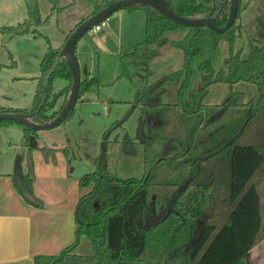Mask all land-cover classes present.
Returning a JSON list of instances; mask_svg holds the SVG:
<instances>
[{
	"label": "trees",
	"instance_id": "1",
	"mask_svg": "<svg viewBox=\"0 0 264 264\" xmlns=\"http://www.w3.org/2000/svg\"><path fill=\"white\" fill-rule=\"evenodd\" d=\"M112 1L86 0L91 15ZM240 1L233 24L222 34L205 26L179 25L149 6L124 9H140L144 13L145 37L123 56L146 70L157 56V49L168 43L183 53L181 70L135 91L134 108L139 111L137 143L143 148L145 174L141 179H120L108 172L105 132L95 170L78 180L80 188L89 189L73 211V242L56 255L34 256L33 264H250V251L262 219L259 195L249 183L264 162V146L237 140L260 113L264 114V23H260L264 18L257 19L259 34L250 38V50L243 59L241 51L233 52L235 33L240 29L236 22L247 5ZM165 2L183 18H214L216 27L224 26L230 7V0ZM25 7L26 18L16 26L1 27V33H36L41 24L38 1L25 0ZM177 30L184 33L182 39L169 41L167 34ZM203 38L211 39L214 45L224 38L229 43V53L217 72L208 61L201 63L200 83L183 102L182 92L191 76L190 64L203 55ZM57 79L66 81V85L55 92L53 82ZM36 80L29 109L0 107V113L27 114L33 124L51 122L63 107L72 84L58 49L48 47ZM170 82H180L177 101L164 104L165 84ZM215 83L228 84L229 91L219 104L205 105L208 88ZM238 83L252 85L257 93L255 99L245 100L243 92L233 90ZM94 84H98L95 78L82 80L78 99ZM9 124L14 123L0 121V126ZM20 127L27 170L24 174H10L11 183L26 204L42 208V200L33 191L32 152L40 150L46 162L54 163L57 150L39 149L37 132ZM121 145L124 154L135 152L136 144L127 134ZM62 152L67 155L66 150ZM83 237L90 243L91 255L74 253Z\"/></svg>",
	"mask_w": 264,
	"mask_h": 264
},
{
	"label": "rangeland",
	"instance_id": "2",
	"mask_svg": "<svg viewBox=\"0 0 264 264\" xmlns=\"http://www.w3.org/2000/svg\"><path fill=\"white\" fill-rule=\"evenodd\" d=\"M37 1L41 24L36 28V33L10 36L0 32L1 107L29 109L32 106L40 61L48 47L60 50L65 36L91 10L86 0ZM241 1V5H247L236 22L241 27L235 33L233 52L241 51V57L245 59L250 50V38L259 34L257 19L264 18V0ZM26 14L25 0H0V28L16 26L26 18ZM260 23L263 24V20ZM144 27V13L140 9L117 11L104 21L99 31H88L75 46L80 80L95 78L98 84H94L80 96L66 122L53 129L37 131L38 145L41 148L60 149L57 159L77 179L68 182V191L63 195L64 203H70L74 199L75 207L78 199L88 191L89 188H79L77 181L82 175L95 170V159L100 156L105 132L108 138L105 151L108 172L120 179H141L145 174L143 148L137 143L139 111L134 108L135 91L146 83L181 70L183 53L168 43L157 49V56L149 62L146 70L142 69L132 58L123 55L130 53L144 39ZM183 35L182 31L177 30L168 33L167 38L169 41H177ZM261 40L264 43V36ZM200 47L203 55L194 58L190 64L191 76L182 92L183 102L200 83L201 63L208 61L217 72L223 67V60L229 53V43L224 38L216 45L211 39L203 38ZM146 74L149 75L146 77ZM65 85L66 81L57 79L53 82V90L58 92ZM179 87L180 82L165 84L162 98L164 104L177 101ZM233 90L243 92L245 100H254L257 96L250 84L238 83L233 86ZM228 91L229 85L226 83L211 85L204 104H219ZM17 128L11 127L5 131L0 129L3 140H10L20 146V149L16 147L0 150V171L10 170L24 174L27 169L26 149L20 143L22 133ZM125 134L136 144L133 155H126L122 150L121 140ZM237 142L264 146V114L260 113L253 120ZM61 149L67 151L66 157ZM35 156L37 169H40L39 164H43L42 155L37 150ZM251 184L256 187L259 195L262 225L250 251L249 263L264 264V162L250 181L249 185ZM67 218L70 220V238L66 246L74 240L73 212ZM74 253L91 255L89 241L83 237Z\"/></svg>",
	"mask_w": 264,
	"mask_h": 264
},
{
	"label": "crops",
	"instance_id": "3",
	"mask_svg": "<svg viewBox=\"0 0 264 264\" xmlns=\"http://www.w3.org/2000/svg\"><path fill=\"white\" fill-rule=\"evenodd\" d=\"M90 12L91 10L85 17L90 16ZM65 40L66 36L63 43ZM11 127H19L21 130L20 125L15 123L0 126V129L5 131ZM20 143L22 144V139ZM16 147L20 149V146L10 140H3L0 136L1 151ZM38 148L41 147L38 145ZM58 150L60 149L55 153L54 163L46 162L42 156L43 164H39L40 169L36 166L37 150L32 152L35 173L33 191L42 200V208L26 204L16 193L10 179L13 171H0V264H33L34 256L56 255L71 244L66 246L70 238V220L67 217L74 211V199L70 203H64L63 195L68 191V182L74 176L57 159ZM40 154L42 155L41 152ZM62 154L64 155L63 152Z\"/></svg>",
	"mask_w": 264,
	"mask_h": 264
},
{
	"label": "water",
	"instance_id": "4",
	"mask_svg": "<svg viewBox=\"0 0 264 264\" xmlns=\"http://www.w3.org/2000/svg\"><path fill=\"white\" fill-rule=\"evenodd\" d=\"M132 6H149L155 11L159 12L162 16L171 20L174 23L187 27H200L205 26L214 31L216 34L226 32L233 24L237 9L238 0H230V7L226 23L222 27L215 26L214 18H183L173 13L166 5L165 0H114L110 2L102 10L88 16L84 21L78 24L74 30L66 38L65 42L59 50V55L66 61V65L72 78L69 95L64 102L58 115L49 123L46 124H33L29 121V115L17 112H2L0 113V121H11L17 125L28 128L32 131H41L53 129L59 126L73 111L77 101L80 87V70L75 55V46L77 42L92 28L101 22H104L113 13L124 10Z\"/></svg>",
	"mask_w": 264,
	"mask_h": 264
},
{
	"label": "built area",
	"instance_id": "5",
	"mask_svg": "<svg viewBox=\"0 0 264 264\" xmlns=\"http://www.w3.org/2000/svg\"><path fill=\"white\" fill-rule=\"evenodd\" d=\"M103 25H104V22H101L100 24L94 26L92 28V31H99Z\"/></svg>",
	"mask_w": 264,
	"mask_h": 264
}]
</instances>
